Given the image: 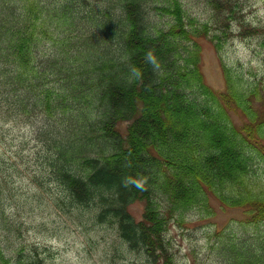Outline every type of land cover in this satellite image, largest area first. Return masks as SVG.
Returning a JSON list of instances; mask_svg holds the SVG:
<instances>
[{
    "label": "trees",
    "instance_id": "16d2710c",
    "mask_svg": "<svg viewBox=\"0 0 264 264\" xmlns=\"http://www.w3.org/2000/svg\"><path fill=\"white\" fill-rule=\"evenodd\" d=\"M201 1L207 22L181 0H0V144L9 123L32 130L0 145V264L53 261L20 244L50 207L176 264L169 228L213 217V203L245 218L208 230L211 263L264 264V88L224 64L225 88H211L198 42L220 55L257 27L237 0Z\"/></svg>",
    "mask_w": 264,
    "mask_h": 264
},
{
    "label": "rangeland",
    "instance_id": "374dc122",
    "mask_svg": "<svg viewBox=\"0 0 264 264\" xmlns=\"http://www.w3.org/2000/svg\"><path fill=\"white\" fill-rule=\"evenodd\" d=\"M237 1L244 8L246 19L257 27V30L250 32L253 33L252 36L243 38L238 36V33L232 32L227 43L219 45L220 55L207 40H198L201 46V70L204 81L218 91L225 88L223 64L233 71L239 70V73L245 77H251L256 86L264 88V41H262L264 40V0ZM181 2L186 14L195 18L197 22L209 20L210 16L206 18L203 12L205 8L201 0H181ZM258 35L259 37L256 38ZM232 116L239 121L236 112H233ZM11 126V123L3 126L1 132H8V137L3 138L0 145L6 147L12 145V149H16L17 141L24 137L30 138L32 130L24 126L10 128ZM257 169L259 177L264 178V162L258 161ZM213 208L215 211L213 217L201 220L193 215L184 227L169 228L167 238L172 243L176 264H212L207 248L212 245L216 237L208 230L228 228L245 218L243 210L238 208L223 209L214 203ZM47 209L43 212H33L35 228L24 234L20 244L45 246L53 253L54 259L50 264H147L142 256L125 250L115 239L116 233L110 227L91 225H86L85 228L77 227L73 223L74 219L69 220L66 216L57 214L52 207ZM142 212L143 206L139 202L129 207V213L136 220L141 219ZM36 224H45L46 234H36L34 232ZM248 232L253 231L248 230ZM191 250L195 251L196 257Z\"/></svg>",
    "mask_w": 264,
    "mask_h": 264
}]
</instances>
